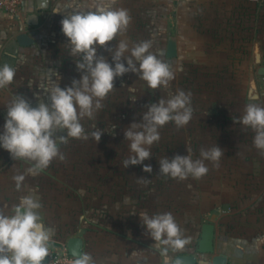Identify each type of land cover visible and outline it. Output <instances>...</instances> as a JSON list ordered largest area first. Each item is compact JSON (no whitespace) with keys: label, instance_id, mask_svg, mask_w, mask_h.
Returning <instances> with one entry per match:
<instances>
[{"label":"rangeland","instance_id":"374dc122","mask_svg":"<svg viewBox=\"0 0 264 264\" xmlns=\"http://www.w3.org/2000/svg\"><path fill=\"white\" fill-rule=\"evenodd\" d=\"M58 11V17L43 24L40 44L29 55L27 64H20L17 69L11 85L19 86V92L36 86L40 79H36V72L40 68L42 72L37 75L44 74L45 82L47 76L57 72L62 88L81 76L75 65L79 57L70 55L61 30L60 21L69 15L68 10ZM242 12L245 10L237 9V17ZM247 14H251L249 24L240 21L230 26L200 24L193 26L191 33L195 34L188 31L186 37L176 40L154 38L148 26L137 29L136 38L126 39L129 47L142 40L153 42L151 51L167 62L174 73L169 88L152 90L134 73L116 78L114 90L102 101L104 107L95 119L81 121L89 139L69 138L66 144H61L60 151L66 159H54L39 175L27 176L20 191L16 190L12 177L24 173L30 164L14 161L0 148V206L7 205L10 210L22 195L38 196L43 205L40 215L53 230L55 245L88 225L106 223V217L108 223L113 222L118 204H135L140 212L147 213L155 207L152 215L170 212L183 235L190 237V243L194 241L195 223L217 211L218 220L225 222L220 233L232 245L242 247L244 255L240 257H249L253 252L260 256L257 264H264V156L253 145L254 132L233 119L243 114L249 102L264 106V76L255 74L252 50L257 42L264 64V0H253ZM223 29L228 33L230 30L231 39L218 35ZM245 32L247 40L242 39ZM169 42L176 46V55L172 57L166 56ZM103 56L112 63L109 52ZM250 77L257 84L254 98L247 96ZM53 79L58 77L53 75ZM128 86L136 91L129 92ZM177 90L191 92V121L183 128L178 129L170 122L159 129L161 138L151 146L152 157L144 161L152 166V173H145L143 165L124 168L123 160L130 155L124 130L142 120L146 105L161 97L167 99ZM3 125L4 122L0 123V133ZM93 125L104 130L99 142L91 137ZM215 145L224 150V156L219 167L205 161L209 171L202 178L189 176L178 180L159 174L161 158L187 155L190 147L192 158L200 159L201 148ZM141 177L150 182L138 183ZM133 194L140 195L134 203ZM125 197L131 200L126 202ZM189 245L180 251H186Z\"/></svg>","mask_w":264,"mask_h":264},{"label":"clouds","instance_id":"9594fccd","mask_svg":"<svg viewBox=\"0 0 264 264\" xmlns=\"http://www.w3.org/2000/svg\"><path fill=\"white\" fill-rule=\"evenodd\" d=\"M116 2L93 0L87 10L74 11L60 21L70 55L79 57L75 61L76 70L81 73L79 79H73L70 86L62 88L57 72L47 76L39 87L48 95L50 105L40 102L33 107L22 95H15L7 103L0 148L14 161L30 164L24 173L12 177L17 191L21 190L27 176L39 175L54 159H66L60 145L66 144L69 138L89 139L81 121L95 119L96 113L104 107L102 101L114 90L116 78L134 73L152 90L168 89L175 78L171 66L151 51V40H142L131 48L126 39L117 41L118 36L127 32L132 17L127 9L113 7ZM114 40L117 43L110 48L109 42ZM98 48L110 53L112 63L98 55ZM53 75L58 79L54 80ZM15 76V67L7 63L0 66V89L10 86ZM128 91L134 93L136 89L128 86ZM146 109L140 122H133L124 130L130 155L123 160V167L143 165L145 173H152V166L144 161L152 157L151 146L161 138L159 129L170 122L179 129L191 121V92L177 90L167 99L161 97L146 105ZM233 119L254 132L253 145L264 156V106L249 102L243 114ZM93 128L91 137L99 142L104 130L96 125ZM65 132L66 135L61 134ZM187 153L171 159L161 158L159 174L178 180L189 176L200 179L209 171L205 161L219 167L224 156V150L217 145L201 148L200 159L192 158L190 147ZM137 182L147 184L150 180L141 177ZM124 199L131 200L130 197ZM42 206L35 194L22 195L10 210L7 205L0 206V264H44L45 258L50 256L49 245L54 232L42 222ZM139 217L146 234L154 241L153 246L164 257V264H181L179 259L173 260L168 255L169 250H183L191 241L183 235L175 217L170 212L153 215L140 212ZM72 264H96V260L91 254L81 252L75 254Z\"/></svg>","mask_w":264,"mask_h":264},{"label":"crops","instance_id":"0c3cea01","mask_svg":"<svg viewBox=\"0 0 264 264\" xmlns=\"http://www.w3.org/2000/svg\"><path fill=\"white\" fill-rule=\"evenodd\" d=\"M21 1V10L17 14L11 15L0 9V66L7 63L15 67L16 71L20 69V64H27L29 55L40 44L42 36L40 30L43 24H46L48 20L52 22L53 18L58 17L56 11L67 8L70 15L77 10H87L93 3V0H48L47 7L39 9L36 0ZM252 2L253 0H117L113 7L127 9L132 17L127 32L123 36H118L117 41L136 38L137 29L140 30L139 28L142 26H148L151 35L155 36L154 38L176 40L182 39L183 35L186 37L188 31L190 34H195V32L191 33V31H194L193 26L200 24L205 26L211 24L230 26L235 24L236 21L249 24L248 19H250L251 14H247V10H251ZM237 9L245 10V12L237 17ZM30 14L37 15L36 23L29 21ZM225 31L223 29V32H219L218 35H222V39H231L230 30L229 33ZM21 32L27 33L33 39V42L28 45L19 44L16 36ZM205 32L206 29H204ZM225 33L229 36H223ZM190 38L193 39V35H190ZM247 38L245 32L242 39L247 40ZM116 43L115 40L109 42L113 47ZM97 52L98 55L108 53L103 48H98ZM35 68L37 69V66ZM41 69L37 70L36 73L42 72ZM37 74L36 79H40L34 87L29 86V89L20 92L17 91V88H20L19 86L10 85L5 89H0V123H5L6 105L15 95H22L35 107L40 102L50 105L51 101L48 95L39 87L41 83H45V76L44 74ZM127 195L130 196V194ZM132 196L134 203L140 195L133 194ZM125 206L124 204L121 206L118 204L115 214L116 219L113 222L108 223L109 220L106 217V223L102 222L101 225L95 224V226L92 224L91 227L88 225L84 230L68 235L63 243L65 244L69 236H79L82 239V252L91 254L96 260V264H164V257L153 246L154 241L146 234V230L140 221L139 207H136L135 204L127 205V208ZM153 209L155 207L149 210V215H152ZM216 212L208 213V217H204L201 221L195 223L194 241L190 243L191 245L188 244L192 246V249L188 246L186 251L172 252L169 250L168 255L173 259L178 253H195L197 264H257L260 256L252 252L249 257H240L244 253L242 247L232 245L231 242L226 240L225 235L220 233L221 225L225 222H222L224 220H218L220 214L217 215ZM42 222L47 227L43 217ZM205 222L212 223L214 226L213 251L211 253H196L195 248L201 226ZM55 242L56 240L52 238L50 245L55 244Z\"/></svg>","mask_w":264,"mask_h":264},{"label":"water","instance_id":"95a60500","mask_svg":"<svg viewBox=\"0 0 264 264\" xmlns=\"http://www.w3.org/2000/svg\"><path fill=\"white\" fill-rule=\"evenodd\" d=\"M37 8H45L48 5V0H36ZM30 22H37V15H29ZM16 39L21 45H28L33 42V39L24 32L19 33ZM176 55V47L173 42H169L166 48V56L172 57ZM253 59L256 64L255 74L264 76V64H261V52L260 47L257 42L253 45ZM248 97H256V83L253 77H250L248 84ZM213 224L203 223L201 226V231L199 239L196 244V253H211L213 251ZM67 252L75 258V254L82 252V239L79 236H69L65 242ZM179 259L181 264H197V256L195 253H178L174 256L173 260ZM47 257L45 258V261ZM215 264V263H214ZM219 264V263H216Z\"/></svg>","mask_w":264,"mask_h":264},{"label":"built area","instance_id":"2783aa9c","mask_svg":"<svg viewBox=\"0 0 264 264\" xmlns=\"http://www.w3.org/2000/svg\"><path fill=\"white\" fill-rule=\"evenodd\" d=\"M21 0H0V9L14 15L21 10ZM50 256L44 264H72L74 257L67 252L65 244L49 245Z\"/></svg>","mask_w":264,"mask_h":264}]
</instances>
